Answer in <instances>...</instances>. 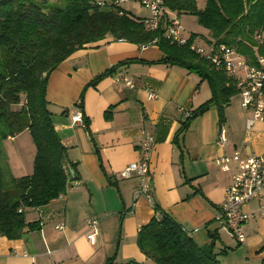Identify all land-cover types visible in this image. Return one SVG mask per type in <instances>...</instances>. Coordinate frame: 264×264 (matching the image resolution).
<instances>
[{
    "label": "crops",
    "instance_id": "crops-1",
    "mask_svg": "<svg viewBox=\"0 0 264 264\" xmlns=\"http://www.w3.org/2000/svg\"><path fill=\"white\" fill-rule=\"evenodd\" d=\"M162 56L157 46L106 37L77 50L50 73L46 101L53 126L67 147L66 169L73 170L75 180L70 179L67 192L48 205L26 209L25 221L38 222V229L25 230L17 240L0 237V264L147 263L137 246V234L158 214L189 232L197 246L213 245L223 264L264 260L260 201L243 205L245 239L238 243L221 216L234 164L223 171L216 163L234 152L243 158L264 156V120L247 128L253 112L241 106L238 94L225 108L222 124L212 107L192 118L177 137L183 114H191L211 91L197 75L160 63ZM116 66L112 76L89 86L96 76ZM127 76L133 87L117 81ZM83 91L88 131L72 120ZM148 94L155 98L148 99ZM220 128L225 147L218 144ZM143 129L155 137L149 158L151 196L135 198L139 180L135 175L121 178L120 173L139 160ZM4 141L11 148L8 151L18 155L9 169L12 177L30 175L35 148L28 132ZM20 150L27 158H19ZM88 220L98 221L94 245L87 240Z\"/></svg>",
    "mask_w": 264,
    "mask_h": 264
},
{
    "label": "trees",
    "instance_id": "trees-1",
    "mask_svg": "<svg viewBox=\"0 0 264 264\" xmlns=\"http://www.w3.org/2000/svg\"><path fill=\"white\" fill-rule=\"evenodd\" d=\"M113 1L0 0V142L28 131L35 147L32 173L12 177V190L4 189L0 172V237L17 240L25 230L38 229V222L25 221L26 209L44 207L69 188L67 147L53 126L46 86L50 73L71 54L106 37L141 47L157 46L163 54L160 63L206 82L210 98L191 112L177 137L192 118L212 107L222 124L225 108L240 90L232 78L196 53L195 34L183 45L163 36L171 18L168 11L196 16L209 33V44L234 48L250 65L264 57V0H205L201 10L195 0H163L164 13L155 30L144 23L147 17L124 11ZM117 67L96 76L89 86L112 76ZM83 101L84 91L76 106L88 131ZM136 243L147 263L126 264H223L213 245L197 246L189 232L162 214L139 229Z\"/></svg>",
    "mask_w": 264,
    "mask_h": 264
},
{
    "label": "built area",
    "instance_id": "built-area-1",
    "mask_svg": "<svg viewBox=\"0 0 264 264\" xmlns=\"http://www.w3.org/2000/svg\"><path fill=\"white\" fill-rule=\"evenodd\" d=\"M123 1L126 0H114L113 3L119 5ZM134 1L139 2L149 11V16L144 23L149 29L155 30L159 26L164 13L163 0ZM163 36L172 43L179 45L185 44L187 40L180 33L178 21L172 18L167 20ZM193 48H195L198 55L206 58L217 70L222 71L236 82L240 90L241 106L245 110L253 112V118L247 123V128H250L253 122L257 120H264V57H257L256 65H250L242 55L231 47L209 44V50L206 55L202 48L196 46H193ZM117 81L128 87H133L134 85L133 79L128 76L121 77ZM154 98V94H148V99ZM189 117L190 113L185 112L183 114L184 120ZM72 120L73 123L84 125L79 109ZM154 144V135L150 131L143 129L139 144V160L130 163L120 173L121 178L128 179L135 175L139 180L140 186L134 192L135 198L138 196L150 198L151 196L149 158ZM218 144L221 147H225L227 144L222 128H220ZM216 163L223 171H229L230 163L234 164L231 183L221 208V216L224 218L225 226L231 236L238 243H242L245 236L241 227L247 221V216L242 212L243 205L252 200H259L258 215L264 217V156L243 158L238 152H234L231 156H224L217 160ZM87 224L91 229V232L87 235V240L91 245H94L98 221L88 220ZM58 228L60 229L61 226Z\"/></svg>",
    "mask_w": 264,
    "mask_h": 264
},
{
    "label": "rangeland",
    "instance_id": "rangeland-1",
    "mask_svg": "<svg viewBox=\"0 0 264 264\" xmlns=\"http://www.w3.org/2000/svg\"><path fill=\"white\" fill-rule=\"evenodd\" d=\"M99 1L103 2L106 0H99ZM195 1H196L197 8L199 10L204 8L205 0H195ZM120 7L124 11L130 12L141 18L144 16H147V17L149 16V11L145 9L144 6L141 5L139 2L134 1V0L123 1L120 4ZM168 13L172 19H176L178 21L180 33L185 39L189 38L191 34H195L197 36L196 39L194 40L193 45L198 48H202L204 54L206 55L209 50V43L207 41L209 40L210 36H209L207 29L203 28L201 25L198 24L196 16L191 15V14H182L180 16H177L176 13L170 12V11H168ZM28 134L31 138V135L29 132ZM31 141H32V138H31ZM8 149L11 150V148L5 143L4 140L1 141L0 142V172L2 176L3 186L5 190H12L13 189V186L11 183L12 174L10 173L9 169L13 163L17 162L18 155L17 156L14 155V153L12 151H8ZM20 153L21 154L19 158L21 157L22 159L27 158L26 152L24 151L22 152V150H20ZM32 170H33V165H32ZM219 260L222 261L221 259Z\"/></svg>",
    "mask_w": 264,
    "mask_h": 264
},
{
    "label": "water",
    "instance_id": "water-1",
    "mask_svg": "<svg viewBox=\"0 0 264 264\" xmlns=\"http://www.w3.org/2000/svg\"><path fill=\"white\" fill-rule=\"evenodd\" d=\"M67 170H68V174L70 176V179L75 180L73 170L69 166L67 167Z\"/></svg>",
    "mask_w": 264,
    "mask_h": 264
}]
</instances>
